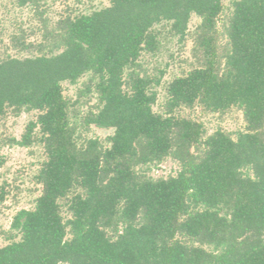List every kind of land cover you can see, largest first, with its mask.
Segmentation results:
<instances>
[{"label": "trees", "instance_id": "16d2710c", "mask_svg": "<svg viewBox=\"0 0 264 264\" xmlns=\"http://www.w3.org/2000/svg\"><path fill=\"white\" fill-rule=\"evenodd\" d=\"M109 3L58 20L47 36L60 52L0 60V118L9 109L39 112L10 141L38 142L46 153L35 177L41 194L13 217L19 239L0 247V264H264V0L232 1L222 44L221 0ZM191 14L201 19L198 66L168 84L166 109L156 113L159 79L141 75L138 58L158 47L154 25L171 22L183 38ZM87 73L84 93L95 80L99 105L73 123L62 82ZM195 105L220 114L236 108L245 130L206 135L201 122L173 114ZM90 125L113 129L109 146L77 143L78 128ZM166 157L180 164L175 176L152 179L136 169ZM4 196L1 189L0 202Z\"/></svg>", "mask_w": 264, "mask_h": 264}, {"label": "rangeland", "instance_id": "374dc122", "mask_svg": "<svg viewBox=\"0 0 264 264\" xmlns=\"http://www.w3.org/2000/svg\"><path fill=\"white\" fill-rule=\"evenodd\" d=\"M223 10L217 17L216 28L219 34V43H224L221 35L222 24L231 12L233 0H221ZM109 0H41L37 6H19L17 0H0V60L8 56L25 58L36 56L39 53H50L54 39L47 36L55 29L58 20L67 16L73 18L78 15L90 14L109 6ZM201 19L191 14L185 35L180 38L170 31L171 22L162 21L152 27L158 41L154 52L143 51L138 63V71L152 79H159L153 86L156 100L152 109L156 113H164L166 109L168 84L178 76H184L198 65L193 51V37ZM15 37V38H14ZM41 44L42 51L32 47L23 48L22 44ZM58 53L60 50H53ZM129 70H125L124 78ZM91 74L81 76L75 83L62 82L63 96L71 105L70 120L79 121L88 110H96L99 105L97 94L91 82L90 92H85L90 85ZM38 111H21L15 114L10 109L0 118V190L5 193L4 200L0 202V247L12 240H18L19 235L11 230L13 217L19 210H31L35 206L37 197L41 194V184L35 180L41 166L46 161V153L41 143L35 142L22 147L10 141L17 140L25 130L29 121L35 120ZM176 116L186 117L201 122L206 135L217 129L227 132L233 138L237 133L245 130L242 112L236 108L220 114L206 112L198 105L193 107H178L173 112ZM38 130H35L34 135ZM113 133V129L98 128L90 125L88 128H78L75 133L78 144L88 138H98L104 146H109L106 137ZM147 178H167L175 176L181 169L180 164L166 157L161 162H153L136 168ZM250 176L253 173L247 170ZM61 215L64 220L71 214L67 209L66 200H61ZM264 239V235H263Z\"/></svg>", "mask_w": 264, "mask_h": 264}]
</instances>
